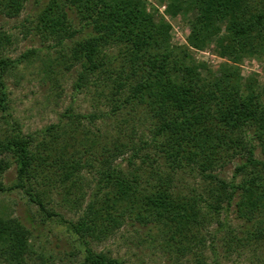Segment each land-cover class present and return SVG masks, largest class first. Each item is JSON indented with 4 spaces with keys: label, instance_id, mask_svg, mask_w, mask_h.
I'll list each match as a JSON object with an SVG mask.
<instances>
[{
    "label": "trees",
    "instance_id": "trees-1",
    "mask_svg": "<svg viewBox=\"0 0 264 264\" xmlns=\"http://www.w3.org/2000/svg\"><path fill=\"white\" fill-rule=\"evenodd\" d=\"M28 1L0 0V14L17 17ZM169 1L168 13L195 11L184 46L173 44L169 22L146 0H48L28 28L60 46L73 42L68 61L80 65L76 91L92 82L104 86L100 95L117 116L149 110L151 137L143 133L138 141L111 140L98 111L68 109L58 122L25 132L12 120L7 76L36 50L12 59L6 55L12 35L0 28V194L19 190L44 223L66 226L83 247L74 264H124L94 243L126 223L166 229L192 251L207 243L212 221L232 228L226 219L232 211L254 228L246 231L248 244L264 243V85L240 69L244 58L264 55V0ZM210 47L226 59L216 70L191 54ZM128 150L126 168L118 160ZM235 159L232 176H225ZM13 166L16 179L7 185L4 174ZM187 172L200 183L183 192L178 185ZM61 203L78 218L60 212ZM32 234L21 218L0 213L7 264L26 263Z\"/></svg>",
    "mask_w": 264,
    "mask_h": 264
},
{
    "label": "rangeland",
    "instance_id": "rangeland-1",
    "mask_svg": "<svg viewBox=\"0 0 264 264\" xmlns=\"http://www.w3.org/2000/svg\"><path fill=\"white\" fill-rule=\"evenodd\" d=\"M47 2L48 0H29L22 13L14 18L0 14V28L12 35V43L7 46L6 55L17 59L29 49L36 50L33 58H21V62L7 76L12 120L15 119L25 132L35 133L58 122L68 109L81 114L98 111L105 115V121L99 120L98 124L111 140L119 138L126 141L132 137L138 141L143 133L146 137H151L149 129L153 128V124L146 107L117 116L110 113L111 106L100 95L104 86L92 82L76 91L75 83L80 65L71 67L68 61L73 42L68 40L60 46L52 39L46 40L36 28L28 29L36 24L37 16ZM146 3L149 10L158 9L169 22L173 44L184 46L190 32L189 20L195 15V11L183 9L174 15L167 11L169 0H146ZM112 52L117 53L118 49H113ZM191 54L196 62L205 63L213 70L226 62L225 58L214 52L213 47L204 50L191 48ZM240 69L244 76H256L260 84L264 85V55L244 58ZM1 116L0 110V123L3 124ZM126 117L129 121L124 120ZM148 150L154 151L153 148ZM130 153L128 150L118 161ZM236 162L237 159L225 166V176H232ZM122 165L127 168V161L122 160ZM83 172V176L90 177L88 170ZM180 178L178 189L183 192L200 183L190 172L181 174ZM15 179L16 168L13 166L5 172L3 181L12 185ZM89 191L90 188L87 189ZM53 198L61 201L62 195L54 194ZM56 207L69 219L76 220L79 216V212L70 209L68 204L61 203ZM0 213L21 218L32 230L31 243L34 251L24 264H74L82 259L83 247L76 236L62 224L44 223L36 207L28 202L21 191L0 194ZM226 219L232 228L220 230L218 222L212 221L208 227L211 235L206 234L208 231L204 232L207 243L196 245L192 251H183L177 242L181 237L171 239L172 233L166 229L130 223L122 225L101 242H95L94 247L97 251H105L120 259L124 264H264V243L251 246L246 241L247 229H254L252 224L239 219L233 211ZM235 233L241 238L234 237ZM213 247L217 250L216 255ZM0 264H7L1 251Z\"/></svg>",
    "mask_w": 264,
    "mask_h": 264
}]
</instances>
